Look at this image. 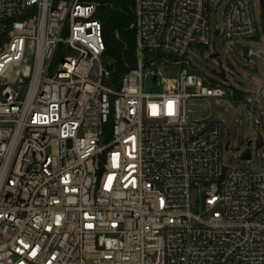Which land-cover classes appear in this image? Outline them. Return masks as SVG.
<instances>
[{
    "label": "built area",
    "instance_id": "built-area-1",
    "mask_svg": "<svg viewBox=\"0 0 264 264\" xmlns=\"http://www.w3.org/2000/svg\"><path fill=\"white\" fill-rule=\"evenodd\" d=\"M210 2L134 0L116 84L98 5L0 0V264H264V152L227 168L223 124L186 112L236 95L190 60ZM252 3L229 0L225 43L259 37Z\"/></svg>",
    "mask_w": 264,
    "mask_h": 264
},
{
    "label": "rangeland",
    "instance_id": "rangeland-1",
    "mask_svg": "<svg viewBox=\"0 0 264 264\" xmlns=\"http://www.w3.org/2000/svg\"><path fill=\"white\" fill-rule=\"evenodd\" d=\"M229 0L210 2L211 46L190 52L192 64L219 88L227 93L235 91V98L192 99L186 103V112L191 121L218 122L223 124L224 165L232 170H257L262 165L263 150L257 148L259 135H263L264 98L259 90L264 88V10L259 0H253V11L259 28L256 40H241L225 43L221 38L224 13ZM216 42V48L213 47ZM253 49L256 53L244 68L243 52ZM226 73L227 83L219 77V58ZM251 142L250 147L248 143ZM228 146V150L226 147ZM250 149L252 159L243 160L242 155Z\"/></svg>",
    "mask_w": 264,
    "mask_h": 264
},
{
    "label": "trees",
    "instance_id": "trees-1",
    "mask_svg": "<svg viewBox=\"0 0 264 264\" xmlns=\"http://www.w3.org/2000/svg\"><path fill=\"white\" fill-rule=\"evenodd\" d=\"M83 1L98 5L96 18L102 23L106 44L104 58L117 84L135 61L136 37L131 29L134 0Z\"/></svg>",
    "mask_w": 264,
    "mask_h": 264
},
{
    "label": "water",
    "instance_id": "water-1",
    "mask_svg": "<svg viewBox=\"0 0 264 264\" xmlns=\"http://www.w3.org/2000/svg\"><path fill=\"white\" fill-rule=\"evenodd\" d=\"M263 6H264V0H263ZM218 55H214L212 56V59H215L217 58ZM243 58L245 60V63H244V68H249V57H248V52L246 50H244L243 52ZM219 64H220V69H221V72L219 74V76L224 80V81H227L226 79V73L222 67V60H219ZM251 145V142L248 143V147H250ZM256 145H257V148H262L263 147V140H262V135H259V139L258 141L256 142ZM242 159L243 160H246V161H249L251 159V151L250 149L248 148L242 155Z\"/></svg>",
    "mask_w": 264,
    "mask_h": 264
}]
</instances>
